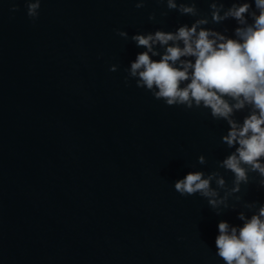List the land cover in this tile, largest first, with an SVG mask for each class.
I'll list each match as a JSON object with an SVG mask.
<instances>
[{
    "label": "clouds",
    "instance_id": "clouds-1",
    "mask_svg": "<svg viewBox=\"0 0 264 264\" xmlns=\"http://www.w3.org/2000/svg\"><path fill=\"white\" fill-rule=\"evenodd\" d=\"M25 3L28 17L37 19L41 0ZM144 3L136 0V7L142 8ZM166 5L181 15L200 17L196 0H166ZM210 15L216 24L235 20L232 36L205 27L209 24L207 17L195 19L190 26L183 24L174 32L156 30L131 36L145 51L138 53L126 69V82L135 78L136 87L151 92L167 106L208 109L214 120L227 123L221 142L234 151L219 162V167L233 174V186L227 189L218 171L207 175L190 171L174 184L181 196L199 193L212 209L219 210L229 207V197L249 183L250 173L258 174L259 184L264 186V0H233L226 10L224 0H211ZM155 19V14L149 16V20ZM117 34L129 39L126 31L117 30ZM116 70L112 65L110 71ZM245 110L247 115L238 121L235 114ZM198 162L206 163L205 157L201 155ZM213 180L216 188L212 187ZM217 189L227 190L220 197ZM243 206L251 210L256 203ZM237 218L241 225L224 220L218 223L216 254L225 264H264V204L250 217L240 211Z\"/></svg>",
    "mask_w": 264,
    "mask_h": 264
}]
</instances>
